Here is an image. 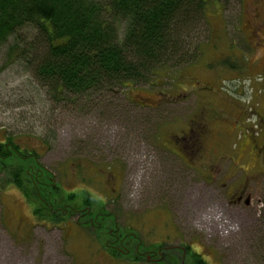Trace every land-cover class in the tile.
Listing matches in <instances>:
<instances>
[{
  "label": "rangeland",
  "instance_id": "1",
  "mask_svg": "<svg viewBox=\"0 0 264 264\" xmlns=\"http://www.w3.org/2000/svg\"><path fill=\"white\" fill-rule=\"evenodd\" d=\"M250 1L209 2L194 64L89 103L41 85L9 56L14 38L0 45V143L38 152L57 204L87 191L100 214L85 225L82 199L61 224L36 219L37 197L0 170V264H191V252L208 264H264V161L253 162L264 137L251 131L264 118V51L241 33ZM197 124L201 142L183 151L177 137ZM248 179L260 206L229 205Z\"/></svg>",
  "mask_w": 264,
  "mask_h": 264
},
{
  "label": "trees",
  "instance_id": "2",
  "mask_svg": "<svg viewBox=\"0 0 264 264\" xmlns=\"http://www.w3.org/2000/svg\"><path fill=\"white\" fill-rule=\"evenodd\" d=\"M210 1L0 0V45L14 38L9 56L22 60L41 85L64 101L89 103L131 85L155 87L170 71L197 62ZM24 28L34 31L30 41L16 37ZM39 160L38 152L22 149L11 138L0 143V170L26 198L37 197L36 219L61 224L66 212H75L74 202L84 199V224L94 225L100 218L91 211L95 198L81 191L64 194L57 204L58 189ZM188 255L191 264H208L198 253Z\"/></svg>",
  "mask_w": 264,
  "mask_h": 264
},
{
  "label": "flooded vegetation",
  "instance_id": "3",
  "mask_svg": "<svg viewBox=\"0 0 264 264\" xmlns=\"http://www.w3.org/2000/svg\"><path fill=\"white\" fill-rule=\"evenodd\" d=\"M248 6L251 11L250 14H252V17H250L249 13H247V16L244 17V20L246 22L245 29L241 31L242 35L245 36V37L243 36L244 37L243 40L247 43V45H248V42L252 44L262 43L263 46L261 49L259 48L260 49L259 51H264V0H251L248 3ZM197 125L199 126L200 131L196 130L195 128H190L189 131L186 133V135L177 137L178 142H179L178 147L182 149L183 151H187L191 149V145L195 146L197 143L201 142L202 140L201 137H203L201 130L203 126L202 125L200 126V124H197ZM255 129H257V132L259 133L258 136L264 137V118L263 117H261L260 122L258 123L256 128L251 130L254 135H255ZM261 140L262 139L260 138L259 142H261ZM259 142L257 141V143L253 145L254 147H257L260 152V154L253 161L255 163H259V161L262 163V161H264L262 160V155L264 154V140L261 144H259ZM260 169H261L260 171L264 172L263 167H260ZM225 177H227L228 180L231 179L227 175ZM250 183H251V180L248 179L244 183H239L234 188V190L233 189L231 190L232 192H228L226 195L227 203L234 207L242 206V205L247 208L254 207V206H260V202L258 201V195L255 196V194L251 192ZM114 190H116V188H113V191ZM262 206H263V203H262ZM120 242L122 246V241Z\"/></svg>",
  "mask_w": 264,
  "mask_h": 264
}]
</instances>
